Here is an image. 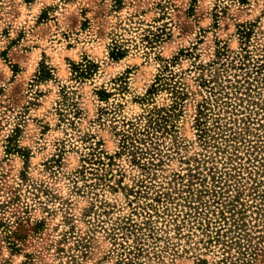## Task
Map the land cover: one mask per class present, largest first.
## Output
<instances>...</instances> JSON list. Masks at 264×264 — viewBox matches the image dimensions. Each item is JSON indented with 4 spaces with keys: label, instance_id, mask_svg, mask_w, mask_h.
Returning <instances> with one entry per match:
<instances>
[{
    "label": "rangeland",
    "instance_id": "obj_1",
    "mask_svg": "<svg viewBox=\"0 0 264 264\" xmlns=\"http://www.w3.org/2000/svg\"><path fill=\"white\" fill-rule=\"evenodd\" d=\"M243 25L261 56L264 0H0V264H264V91L249 134L226 139L220 100L204 136L196 119ZM85 59L96 70L78 77ZM226 169L247 225L234 217L217 241L219 222L206 233L183 202ZM240 231L252 262L227 244Z\"/></svg>",
    "mask_w": 264,
    "mask_h": 264
},
{
    "label": "trees",
    "instance_id": "obj_2",
    "mask_svg": "<svg viewBox=\"0 0 264 264\" xmlns=\"http://www.w3.org/2000/svg\"><path fill=\"white\" fill-rule=\"evenodd\" d=\"M240 1L245 2L247 0ZM252 34V25H243L240 28V39L242 42L240 50L233 53V51L222 47L217 53L216 60H214L213 64L210 65L212 66L218 64L219 73H212L210 74L209 78H205L202 81V85L208 87L211 94L210 97H208L200 105L199 112L196 118L197 126L200 130V136H204L206 134L205 119L209 116L210 111L214 109L210 103L211 100H220V104H217V106L219 108L225 109L224 111H227V109L231 107V109L229 110L231 112L230 120L227 121V123L229 124L225 123L226 128H224L227 131L231 130L230 133L226 136L227 140L231 139L232 136H243L249 134V132L252 131L250 126V122L253 119L252 107H258L260 105L258 102V98L261 97V94L264 91V48L262 49L263 53L261 56L256 57L254 55L250 47ZM112 53L115 56H120L122 54V51L116 47V50H114ZM96 67L97 64L90 59H85L80 63L73 64V70L78 77H86L88 75H91L96 70ZM167 68L168 67L166 65V69ZM230 72H232V76H230ZM101 93L107 94L108 92L103 90L101 91ZM257 95H259V97H257ZM239 111L243 113L242 118H240L241 121H239L242 124L241 129H238L237 127L233 128L238 119H232V115L234 116ZM165 114L161 110H157L158 116L153 119L154 117L151 115V123L156 122V124L162 125V122H165L164 124L166 125L169 116ZM225 117L226 116L219 113L218 118L216 119V122H218V127H224L223 123H221L220 121ZM220 123L222 125H220ZM163 128L168 131L167 126H163ZM247 146L248 149L252 147L257 148V144L252 141L248 142ZM250 155H254L255 159H257V154L250 152ZM250 155L249 158H252V156ZM258 159L259 165L264 166V160L261 158ZM252 162H255L254 159L252 160ZM217 177L218 178L214 180L216 184L213 188L198 190L197 192L196 190H194L190 193V195L185 196L184 201L186 204H184L183 202V207L184 209H187L186 215L189 220H193V217L195 219H198L199 217V220L205 218L208 219V223L206 224L207 226L205 228L206 233L212 232L211 230H209L211 229L210 227H212V222H219V227L216 230L218 241L222 233V228L228 225V229H230L233 225L234 217V221H236V223L240 227H246L247 224L244 222V218L246 216V208H239V205H242L243 207L245 204L244 200H242L241 198L243 191L239 189L236 192L235 196L234 194H231V189H238L236 188L238 184L236 183L235 185H233L228 179L229 177H234V174L230 172L229 169H226L225 174H220ZM205 193L210 194L211 198L203 201V196ZM159 197L171 198V194H169V192H166L165 194H160ZM256 208L258 209V212L262 216H264V206L258 203ZM204 211L206 212L205 214ZM181 212L183 211H179V213L176 214L180 216ZM207 212H212V214L215 216H210ZM186 215L184 219L186 218ZM129 224L134 225V222L129 221ZM139 225L142 226L141 224ZM262 230L264 231V225ZM242 237H245L246 241H242ZM257 237L259 238L258 242L260 244H262V242L264 243L263 232H260ZM253 238L249 237V233L247 231H245V233H241L240 231L238 236L232 238V240L228 241L227 244L232 245L235 242H240L239 253L242 255L247 253L249 256L247 262L249 263L252 262V255L255 256V254H257V250L259 249V244H256L257 241H253ZM251 246L253 247V249H250Z\"/></svg>",
    "mask_w": 264,
    "mask_h": 264
}]
</instances>
